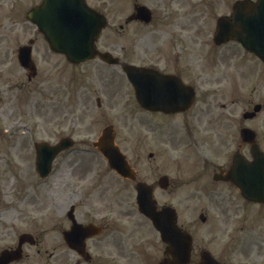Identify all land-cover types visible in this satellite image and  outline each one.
Returning <instances> with one entry per match:
<instances>
[{"label": "rangeland", "instance_id": "rangeland-1", "mask_svg": "<svg viewBox=\"0 0 264 264\" xmlns=\"http://www.w3.org/2000/svg\"><path fill=\"white\" fill-rule=\"evenodd\" d=\"M231 2L220 0L214 8L207 7L204 13L191 14L190 25L200 22L203 26L213 28L216 16L228 13ZM9 18L11 21L4 25L5 19L0 15V231L6 224L10 227L11 223L13 229L3 236L0 234V248L15 244L17 234L22 231L33 233L38 239L36 245L40 248V252H36L35 247L25 244L28 254L14 264H58L62 255L58 254L57 248L60 246L57 222L61 219L58 211L64 207H59L58 196L66 195L70 187L69 181L64 186L60 183L66 181L69 167L74 169L77 165L73 162L70 165H59L45 182L39 181L34 170L33 141L72 133L77 140L74 149L87 147L97 137L101 124L106 122L114 124L117 130L116 141L137 169L138 177L155 186L154 197L157 202L173 205L178 222L192 233L194 250L189 264H196L204 236L206 240L213 239L210 243L213 251H221V241L225 238L217 240L214 236L216 226H220L219 205L224 199H234V246L237 236L240 251L247 255L234 253V264H264V215L258 217L255 211L250 212V205L242 201L233 187L212 179L213 170H217L214 165L228 163L229 150L234 148L233 128L231 121L226 120L232 117L234 42L220 48V53L224 54L221 64L206 61L203 71L205 83L199 87L200 91L206 92L200 102L208 103L215 113L210 117L214 120L219 118L222 123L220 138L218 134L210 135L203 131V127L210 122L209 116L204 120L195 118L193 123L187 115H176L173 121L168 119L169 123L162 127L168 131L154 133L153 115L141 114L130 90L126 89L120 94L122 77L119 70L100 62L94 63L96 61L91 62L94 64L91 66L73 67L63 57L56 55L51 57L50 62H39L41 73H61L51 79L52 91L47 84L39 87L36 82L38 78L30 83L29 86L35 87L32 93L34 97L25 103L24 97L28 95L25 94L28 90L24 83L25 76L13 55V49L23 41L24 31L22 25L18 27L11 24L18 20L17 17ZM116 27L109 25L105 29L107 34L101 39L104 46L117 48L114 43L121 41V38L114 32ZM206 39L204 36V50L209 49ZM67 82L68 86L65 85ZM98 93L103 94L105 100L101 107H97L94 102ZM28 119H41V125L33 126ZM28 125L31 128L26 130ZM201 125L203 127L199 130ZM80 139H87L88 144L79 142ZM75 158L74 162L89 159L86 155H76ZM92 160L95 165L97 160ZM100 166L105 169L102 163ZM75 172L78 177L83 175V170L78 168ZM162 174L169 178L166 189L156 184ZM111 178L117 182L106 198L97 200L92 197L86 205L79 206V216L83 212L85 216L87 210L96 216L109 212V220L117 219L119 222L122 232L120 238L124 241L122 244L126 247L125 251L128 253L129 247L136 248L137 255L133 262L144 264L143 252L151 251L152 261L156 263L161 257L163 245L152 226L131 206L133 183L117 176ZM78 189L79 196L87 192L86 186H79ZM22 194L26 195L22 198ZM204 211L209 218L206 223H202L198 217ZM209 229L210 233L207 234ZM252 236H259L254 238L257 243H251ZM241 239L246 243H241ZM103 245L100 243L96 249L101 250Z\"/></svg>", "mask_w": 264, "mask_h": 264}, {"label": "flooded vegetation", "instance_id": "flooded-vegetation-1", "mask_svg": "<svg viewBox=\"0 0 264 264\" xmlns=\"http://www.w3.org/2000/svg\"><path fill=\"white\" fill-rule=\"evenodd\" d=\"M14 1L18 0H11V4ZM90 1L92 5L94 4L96 8L106 13L108 19H110V25H120V34L124 37L122 39V56L125 60H133L138 65H150L161 74H172L181 78L186 84L196 82L197 86H202L205 83V73L203 71L206 60L222 61L224 54L220 53V50L217 53L212 52L218 46L212 45L208 52L204 50L203 36L206 30L202 23L199 22L201 25L199 23L190 25L191 14H200L203 10L202 7L205 8L210 3L211 6H215L219 0ZM39 2L40 0H24V10L19 12L24 13L23 23L19 22L18 24L15 20L11 23L12 25H24V33L28 37L24 38L23 42H25L23 44L29 46L31 50L36 68L34 77L37 75H50L49 73H40L38 63L50 62L52 56L58 55L50 49L47 41L38 30L34 33L35 37L31 36L32 25L36 24L29 18L28 11ZM138 10L147 14L143 16L144 14L139 13ZM15 15L16 13L12 14L11 18H14ZM144 17H149V20L145 21ZM10 21L11 19L8 17L7 24ZM139 34L140 37H138ZM232 61H234L233 99L230 113L232 117L226 120L231 121L234 132V170L236 172L241 170L240 176L245 179L254 176L247 169L248 166H264V60L234 39V59ZM50 88L52 91L51 85ZM191 109L192 107L179 113L154 111V115L171 117V120L174 119L173 116L175 115H186L187 113L197 120H204L203 118L209 116L210 122H207L205 128L203 127V131L209 132L210 135L218 134L220 138L222 123L219 122V118L214 120L210 117L215 115L212 107L206 105L205 102H201L199 106L192 110V113ZM75 157L76 155L73 154L66 164L70 165L73 162L77 164L76 167L74 165V169L69 167L68 177L66 181H62V184H67L68 181L70 183L68 196L77 199L76 189L79 186L81 188L86 186L87 192L82 193L83 197L93 196L97 200L106 198V195L109 194L117 181H111L109 175L107 180H103L104 175H106L104 172L95 169L87 162H74ZM77 168L83 170L81 177H78L77 172H75ZM218 168L222 169L224 166L221 165ZM234 178H237L236 174H234ZM234 187L237 188L235 185ZM72 204L76 215L79 204L76 202H72ZM255 204L257 206L256 208L252 207V211H255L258 217H262L264 215V202ZM219 207L220 226H216L214 238L218 240L224 237L225 239L221 241L223 245L218 253V258L225 264H234L235 250H237V255L247 256L244 251H240L241 246L234 248V199L229 201L224 199ZM68 208L66 206L64 210L60 211L66 221L65 225L62 224L63 221L59 224L58 235L62 242H64L63 232L71 225L68 218ZM126 210L129 212L128 209ZM87 213L96 216L92 211L87 210ZM107 213L109 214V212ZM103 216H106V213ZM103 216L97 218L101 220L98 222L101 227L100 231L85 238L87 260L82 258L76 250L66 247L67 253L70 251L74 254V259L69 261V264H135L133 260L137 255L136 248L129 247V252L125 251L126 247L122 244L124 241L121 239L122 232L116 221L117 219L111 224ZM229 223H231L230 227ZM255 237L259 236H252L251 243L253 244L257 243L254 240ZM144 239L146 240V237ZM115 242L117 245H115ZM100 243L104 244L103 248L97 250L96 248L99 247ZM87 250L92 251L89 253ZM262 255L264 256V253ZM143 257L145 264H157L152 261L151 251H144ZM60 258L58 264H63V259Z\"/></svg>", "mask_w": 264, "mask_h": 264}, {"label": "water", "instance_id": "water-1", "mask_svg": "<svg viewBox=\"0 0 264 264\" xmlns=\"http://www.w3.org/2000/svg\"><path fill=\"white\" fill-rule=\"evenodd\" d=\"M62 3L59 11L62 14L61 21L63 25H57L58 30L56 29V33L58 36L53 38L52 42L70 59L76 61L84 60L96 52L93 47V41L104 22L103 17L88 9L83 0H62ZM233 9L231 18L226 16L218 17L217 30L214 37L221 41L227 37L234 38L236 36L244 45L256 50L259 54H263L258 46L264 47V0H257L256 2L238 0ZM85 22H93V25H84ZM237 25H242L248 31L247 39L240 37ZM39 26L45 31L49 29L54 32L55 30V25ZM53 36H55V33ZM107 54L108 52L101 53L102 56H107ZM127 68L131 70L132 74L129 73V78L136 86L134 69L132 67ZM112 139L111 130L106 127L98 142L101 151L108 159L109 165L124 176L134 177L124 156L112 143ZM63 146L60 145L58 148L47 146L44 143L37 144L38 151H50V153L44 155L39 153L37 155V169L42 175L48 172L54 153ZM228 177L234 181V164L229 171ZM160 184L166 185L165 177L160 179ZM135 188L139 210L151 219L154 227L159 231L161 239L167 243L165 251L173 257L168 261L165 259L162 264H186L190 255L191 237L176 224L174 209L167 206L157 210L152 199L151 187L146 183L138 181ZM242 193L249 197L247 190H242ZM23 238L31 240L30 235L26 233L20 236V241ZM18 253L19 249H4L0 253V264H4ZM201 255L203 256V263L200 264L217 263L214 258L204 251H202Z\"/></svg>", "mask_w": 264, "mask_h": 264}]
</instances>
